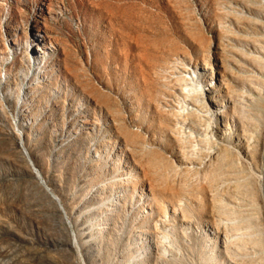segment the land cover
Wrapping results in <instances>:
<instances>
[{"label": "rangeland", "instance_id": "obj_1", "mask_svg": "<svg viewBox=\"0 0 264 264\" xmlns=\"http://www.w3.org/2000/svg\"><path fill=\"white\" fill-rule=\"evenodd\" d=\"M208 47L210 70H204ZM252 57L264 59V0H0V224L30 238V207L44 209L43 193L22 156L27 153L38 178L55 196L71 234L76 227L87 230L102 223L96 210L99 204L91 213L84 207L75 224L61 199L74 197L88 203L96 189L107 208L120 211L113 244L98 243L96 252H88L86 258L74 242L73 256L79 264H140L145 238L137 225L141 180L135 174L126 182L130 179L127 149L116 133L117 125L140 133L150 125L151 132V121L160 114L155 102L167 100L164 110L175 109L182 78L192 70L204 89L213 87L210 96L215 99L205 103L209 114L228 110L234 89L255 95L248 79L259 86L264 105V68L256 72ZM21 73H26L31 90L30 117L18 106L15 109V100L6 103L1 97L6 86L16 89V83L22 82ZM238 73L243 78L236 77ZM12 110L19 113L18 117L14 113L16 120ZM250 112L249 130L255 131L257 118L261 120V150L256 157L260 168L251 171L261 178L254 188L264 234V113ZM170 136L169 131L155 138L165 144ZM193 136L200 137L198 132ZM155 146L168 156L166 147ZM49 223L40 222L41 229ZM149 225L143 224L144 229H152ZM175 226L166 228L164 261L213 264L208 237L193 225L189 230ZM10 237L0 227V240L7 242L0 245V252L12 248ZM54 251L31 261L61 264ZM7 259L0 257V264H9ZM214 261L225 264L222 259Z\"/></svg>", "mask_w": 264, "mask_h": 264}, {"label": "bare ground", "instance_id": "obj_2", "mask_svg": "<svg viewBox=\"0 0 264 264\" xmlns=\"http://www.w3.org/2000/svg\"><path fill=\"white\" fill-rule=\"evenodd\" d=\"M209 56H211V47L206 49L204 62L201 65L204 70H210ZM251 64L256 72H261L264 68V59L252 57ZM20 77L22 82L16 83V89L6 86L1 97L6 103L15 100V109L18 106L25 117H30L31 90L29 91L26 73H21ZM236 77L243 78V74L238 73ZM2 79H4L3 83H7L5 73ZM196 79V70H192V73L189 71L187 76L182 78L181 99L175 109L165 111L168 101L157 99L154 109L158 108L160 114L151 121L153 127L151 132L148 131L150 125L145 128L144 133H140L139 130L129 131L119 125L116 127V133L127 149L125 158L126 164L129 163L127 167L129 178H136L134 175L139 174L141 180L139 201L142 202L138 207L140 214H137L139 222L136 224L139 225V230L145 233H143L145 238L141 243L143 261L140 264H182L179 261L172 263L164 261L167 230L176 227L175 224H179L182 230L187 228L189 230L193 225L196 231L208 237L211 246L209 258L213 264H216L214 260L219 262L220 259H222L220 262L225 264H264V234L258 221L254 188V184L261 178L251 171L260 168L258 164L260 157L256 159L261 148L259 142L261 140L258 138L260 117L257 118V129L253 130L254 132L249 130L253 124V120L249 117V114L252 115L250 110L258 109L261 114L264 113L259 86L254 85L252 79H248L250 86L256 90L255 95L246 90L234 89L230 91L231 104L228 110L209 114L205 103H213L215 97L210 96L213 87L207 88L208 85H205L204 89ZM245 96L250 98L248 104L245 102ZM188 104L194 108L187 107ZM52 107H55L54 102ZM14 113L18 117L19 113L16 110L13 111V116ZM17 117L14 116V119L16 120ZM31 117L34 118L33 120L36 119L35 116ZM64 124L69 126V122ZM185 128H187L186 132H184ZM169 131L171 133L169 142L162 144L161 139L155 138L156 136L160 138ZM195 132L200 135L198 139L193 136ZM155 145L166 147L168 156ZM22 156L27 163L31 178L35 179V186L43 193L44 209L30 207L32 216L30 238L22 237L14 229L8 228L9 225L0 224L3 230L9 231V236L12 238L10 244H13L12 248L2 250L0 257L8 258L9 264H36L31 260L46 258L50 251L55 250L60 256L61 264H79L78 260L74 259V242L81 248L80 256L86 258L88 252H96L98 243L113 244L120 220L119 210L107 208V202L98 196L99 191L95 188L92 191V201L88 203L74 197L61 199L65 210L71 211L74 221L72 223L75 224L84 207H87V211L91 213L95 203L99 204L96 210L100 212L99 219L103 220L102 223L95 224L87 230L76 227L71 234L54 199L55 196L48 193L44 180L41 181L32 168L29 154L22 153ZM131 179H127L126 182ZM174 181L182 184H174ZM261 181H264V178ZM257 190L260 192L259 188ZM118 197L116 196L117 200ZM262 217L264 225V215ZM46 219L50 221L49 227L41 229L40 222ZM143 224L144 226L150 224L152 229H144ZM3 243L7 242L0 240V245Z\"/></svg>", "mask_w": 264, "mask_h": 264}]
</instances>
